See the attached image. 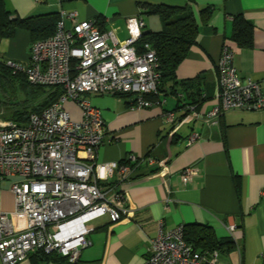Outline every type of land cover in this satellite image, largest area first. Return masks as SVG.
I'll return each instance as SVG.
<instances>
[{"label":"crops","instance_id":"crops-1","mask_svg":"<svg viewBox=\"0 0 264 264\" xmlns=\"http://www.w3.org/2000/svg\"><path fill=\"white\" fill-rule=\"evenodd\" d=\"M188 1L4 3L18 17L76 11L78 20L91 19L100 29L113 30L122 41L127 37L128 17L140 16L144 33L161 29L159 17L146 13L142 3L184 5ZM190 5L198 24L195 43L178 64L175 81H161L158 93L148 96L155 102L152 106L131 108L129 96L115 93L81 95L101 111L106 130L97 161L118 163L106 182L112 194L124 193L128 213L115 222L104 215L92 223L91 243L80 249L73 262L45 260L32 251L17 264H141L160 223L164 229L198 223L209 226L219 239L230 237L232 249L219 250L216 264H264L260 257L264 252V107L228 110L215 123L204 116L216 102V63L225 43L234 47L233 64L242 80L258 82L264 95V0H194ZM206 6L213 7L207 19L200 14ZM238 14L254 26L251 47L230 42L233 17ZM7 41L2 54L25 61L33 42L29 31L19 28ZM65 107L74 119L80 118L75 103L66 102ZM167 112L173 120L166 119ZM191 134L197 136L188 143ZM129 154L139 162L121 170ZM146 158L163 161L164 166L149 165ZM186 167H194L197 173L184 183L180 173ZM14 219L22 228L23 217ZM229 223L235 225L232 233L226 228Z\"/></svg>","mask_w":264,"mask_h":264},{"label":"built area","instance_id":"built-area-1","mask_svg":"<svg viewBox=\"0 0 264 264\" xmlns=\"http://www.w3.org/2000/svg\"><path fill=\"white\" fill-rule=\"evenodd\" d=\"M125 26L127 37L119 41L113 30H102L91 19L78 20L76 11L62 10L54 33L33 41L25 61L6 59L30 83L59 86L63 92L30 113L23 124L0 116V192L4 180L18 177L9 186L12 211L0 207L1 264H17L36 250L56 251L73 262L91 243L92 220L107 215L115 222L128 213L124 193L112 194L106 182L118 163L97 161L106 130L101 111L81 97L83 93L127 95L131 108L155 103L148 96L158 93L161 75L154 48L139 42L144 21L140 16L128 17ZM233 57L234 47L223 44L216 63V102L204 114L206 121L215 123L228 110L264 107L260 84L242 80ZM66 102L79 107V119L72 117ZM166 119L173 120V114L167 112ZM196 136L191 134L188 143ZM138 162L136 155L129 154L120 169ZM146 162L164 166L153 158ZM196 173L194 167L184 168L182 182ZM15 216L23 217L22 228ZM226 228L232 233L235 225ZM183 232V225L164 229L160 223L141 264H216L217 250L199 252L184 240ZM260 257L264 260V252Z\"/></svg>","mask_w":264,"mask_h":264},{"label":"trees","instance_id":"trees-1","mask_svg":"<svg viewBox=\"0 0 264 264\" xmlns=\"http://www.w3.org/2000/svg\"><path fill=\"white\" fill-rule=\"evenodd\" d=\"M189 0L184 5L142 3L146 13L155 14L162 22L158 31L143 32L139 42H149L154 48L160 72V82L175 81V70L195 43L198 24ZM213 11L212 6L200 10L202 18L207 19ZM60 15L55 12L29 17H18L8 10L4 0H0V41L12 38L19 28L29 31L32 41L51 36ZM253 24L238 14L233 17L230 42L236 47H251L253 44ZM159 82V83H160ZM159 88V86H158ZM63 92L59 86L45 87L30 83L21 71H15L0 58V116L18 123H25L32 112H38L55 101ZM127 96V95H122ZM134 166L131 164V167ZM184 226L183 238L199 252L231 250V238H217L214 231L206 225L192 223ZM39 257L60 263H70L67 256L56 251L36 250Z\"/></svg>","mask_w":264,"mask_h":264},{"label":"rangeland","instance_id":"rangeland-1","mask_svg":"<svg viewBox=\"0 0 264 264\" xmlns=\"http://www.w3.org/2000/svg\"><path fill=\"white\" fill-rule=\"evenodd\" d=\"M7 39H2L0 42V58L2 59H8L6 58V56H4V54H2L4 52V49L6 48L7 45ZM14 179H18V177H9L8 179L4 180L1 183V192H0V204H1V208H8L9 212L12 211L13 209V195L12 193L9 191V186L11 183V180ZM100 218H96L94 220H92L89 224L92 223H96L97 221H99Z\"/></svg>","mask_w":264,"mask_h":264}]
</instances>
